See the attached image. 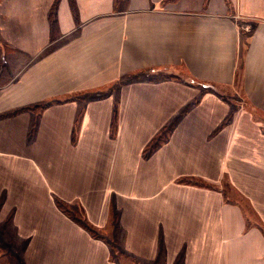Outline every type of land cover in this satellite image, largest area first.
I'll list each match as a JSON object with an SVG mask.
<instances>
[{
	"label": "crops",
	"instance_id": "obj_1",
	"mask_svg": "<svg viewBox=\"0 0 264 264\" xmlns=\"http://www.w3.org/2000/svg\"><path fill=\"white\" fill-rule=\"evenodd\" d=\"M0 264H264V0H0Z\"/></svg>",
	"mask_w": 264,
	"mask_h": 264
},
{
	"label": "trees",
	"instance_id": "obj_2",
	"mask_svg": "<svg viewBox=\"0 0 264 264\" xmlns=\"http://www.w3.org/2000/svg\"><path fill=\"white\" fill-rule=\"evenodd\" d=\"M51 23H52V26L55 25V23H56V18H55L54 13L51 14ZM61 208L64 209V206L62 205ZM64 210H65V209H64ZM65 211L69 213L68 209H66ZM69 214H70V213H69ZM75 214H76V213H75ZM75 214H74V216H73L74 220L77 221V222H79L80 224H82V225H83V226H84V227H85L90 233H92L93 235L97 236L95 230H94L91 226H89L87 222L85 223V222H84L82 219H80L79 217H75Z\"/></svg>",
	"mask_w": 264,
	"mask_h": 264
},
{
	"label": "rangeland",
	"instance_id": "obj_3",
	"mask_svg": "<svg viewBox=\"0 0 264 264\" xmlns=\"http://www.w3.org/2000/svg\"><path fill=\"white\" fill-rule=\"evenodd\" d=\"M78 214V217L84 220V216L81 211H75ZM98 231V230H97ZM102 235H109L108 237L112 238L111 231H98ZM119 254V252H118ZM120 256V255H119Z\"/></svg>",
	"mask_w": 264,
	"mask_h": 264
}]
</instances>
